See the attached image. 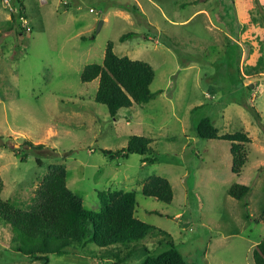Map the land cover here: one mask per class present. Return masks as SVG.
Listing matches in <instances>:
<instances>
[{
    "label": "rangeland",
    "instance_id": "obj_1",
    "mask_svg": "<svg viewBox=\"0 0 264 264\" xmlns=\"http://www.w3.org/2000/svg\"><path fill=\"white\" fill-rule=\"evenodd\" d=\"M23 1L27 31L10 28L15 0H0L2 198L30 208L49 168L64 165L86 210L135 192V216L170 234L189 264H255L264 239V0ZM110 42L118 56L150 64L160 92L116 117L96 101L99 79H81ZM205 117L221 136L251 138L240 175L231 141L198 135ZM136 135L150 138L151 150L124 156ZM154 175L172 184L171 203L144 194ZM236 183L251 187L241 200L229 194ZM165 236L105 248L90 225L86 244L50 263L119 264L131 252L122 264H141L169 248ZM12 240L0 222V264H44Z\"/></svg>",
    "mask_w": 264,
    "mask_h": 264
},
{
    "label": "trees",
    "instance_id": "obj_2",
    "mask_svg": "<svg viewBox=\"0 0 264 264\" xmlns=\"http://www.w3.org/2000/svg\"><path fill=\"white\" fill-rule=\"evenodd\" d=\"M19 8L13 12L10 28H21L22 20H27L26 5L23 0H15ZM127 36V35H126ZM126 36L122 39H126ZM114 42H110L103 63L86 66L82 73L85 83L99 79L96 101L106 105L113 117L121 109L131 108L152 101L158 93H153L151 85L156 72L147 62L133 60L128 56H118L114 51ZM261 73V72H259ZM248 88L251 90L250 86ZM198 135L205 139H227L232 142L234 156L233 172L240 175L247 161L246 145L251 138L245 132L220 135L210 117L203 118L197 126ZM151 139L133 136L124 149V156L129 153L146 154L151 150ZM32 144V143H31ZM33 145V144H32ZM39 149L43 145H33ZM112 159L120 152L104 151ZM149 161L148 158L145 162ZM3 183L0 181V222L10 227L13 233L14 247L18 252L33 260L51 264L53 254H66V249L75 244L87 243L90 225L93 227L94 241L101 247L119 244H132L159 231L166 235L169 248L156 255L148 256L141 264H189L178 249L173 237L135 216L138 204L135 192L124 193L110 202L102 197L101 212L86 210L83 199L68 186V174L64 165L51 166L37 189L34 204L28 209H21L9 200L2 198ZM146 196L171 203L174 189L168 179L154 175L145 184ZM251 192V187L236 183L229 189L235 199H243ZM120 253V252H119ZM127 253L126 257L130 256ZM255 264H264V239L254 248ZM119 258V264L126 258Z\"/></svg>",
    "mask_w": 264,
    "mask_h": 264
},
{
    "label": "crops",
    "instance_id": "obj_3",
    "mask_svg": "<svg viewBox=\"0 0 264 264\" xmlns=\"http://www.w3.org/2000/svg\"><path fill=\"white\" fill-rule=\"evenodd\" d=\"M9 22H10V20H9Z\"/></svg>",
    "mask_w": 264,
    "mask_h": 264
},
{
    "label": "built area",
    "instance_id": "obj_4",
    "mask_svg": "<svg viewBox=\"0 0 264 264\" xmlns=\"http://www.w3.org/2000/svg\"><path fill=\"white\" fill-rule=\"evenodd\" d=\"M44 1V0H43Z\"/></svg>",
    "mask_w": 264,
    "mask_h": 264
}]
</instances>
